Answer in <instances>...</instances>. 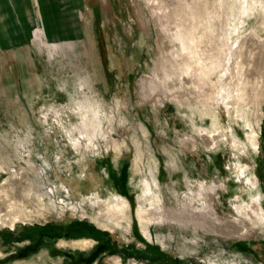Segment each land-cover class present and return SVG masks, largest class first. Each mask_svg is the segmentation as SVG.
<instances>
[{"label": "rangeland", "instance_id": "obj_1", "mask_svg": "<svg viewBox=\"0 0 264 264\" xmlns=\"http://www.w3.org/2000/svg\"><path fill=\"white\" fill-rule=\"evenodd\" d=\"M24 5L0 0V199L21 217L0 264H87L98 239L92 264H264V0ZM113 193L131 210L105 227Z\"/></svg>", "mask_w": 264, "mask_h": 264}, {"label": "bare ground", "instance_id": "obj_2", "mask_svg": "<svg viewBox=\"0 0 264 264\" xmlns=\"http://www.w3.org/2000/svg\"><path fill=\"white\" fill-rule=\"evenodd\" d=\"M13 5H14V8H16V10L20 11V9L18 8H22V7H25L24 5V0H11ZM35 2V1H33ZM32 9V8H31ZM18 11H17V14H18ZM37 11V10H36ZM19 15V14H18ZM253 37V36H252ZM188 42V41H187ZM190 46L187 45V43L184 42V49L188 48ZM190 53L191 55H193L194 57L197 56L196 54V51H194L193 47H190ZM240 55V54H239ZM226 59V58H225ZM225 62V61H224ZM224 65V64H223ZM189 67V66H188ZM241 67V66H240ZM234 68V67H233ZM226 75V74H225ZM190 76L189 75H186V81L189 82L190 81ZM185 79V78H184ZM240 82V81H239ZM243 84V83H241ZM242 87V86H241ZM213 111V110H212ZM240 113V112H239ZM216 114V113H214ZM244 115V114H243ZM262 115V114H261ZM204 116V115H203ZM206 116V115H205ZM214 116V115H213ZM215 117V116H214ZM210 118V117H209ZM218 121V120H217ZM211 123V122H210ZM213 123V122H212ZM260 125V122L258 123ZM258 125V126H259ZM253 134V133H252ZM249 139H250V142L254 145V146H258V139L256 138V136L254 135H250L249 136ZM250 178H248L249 180ZM155 180V179H154ZM139 181V180H138ZM156 181V180H155ZM140 182V181H139ZM250 182V181H249ZM156 183V182H155ZM133 184V182L131 183ZM253 185H255L256 183L252 182ZM248 187V186H247ZM253 187V186H252ZM257 190H258V187L256 186ZM29 190L31 191V188H29ZM142 190L144 191V197L148 195V199L151 200V197H152V185L151 183L149 182V180H147V178H145L143 181H142ZM254 193L253 195L256 196L255 198H259V195L257 193V191H254V189L252 188L251 189ZM28 191V190H27ZM211 191V190H210ZM256 192V193H255ZM29 191L27 193V196H24V198L19 195V194H15L13 195V201L14 200H17L19 202H21L23 204L24 207H26V209H28V201H27V198L29 196ZM150 195V197H149ZM118 194H112L110 197L107 198V201H109L110 205L105 208L106 210V213H108V217L109 218H106L103 214L102 217V221L100 220H97L99 217H96L95 219L97 221H100L101 223H103V225H105V227H112L111 225L112 224H116V225H119V226H123V221L127 220L128 218V213L129 211L131 210L130 209V205H129V202L126 200V201H119V198H118ZM101 197V196H100ZM101 199V198H100ZM254 199V198H253ZM12 201V202H13ZM255 201V200H254ZM253 202V201H252ZM151 205L153 204V201L151 200L149 202ZM14 205V203H12ZM257 205V203H255ZM254 204V205H255ZM147 206V207H143L142 204H139V208H137L136 210V215L139 219V222L141 223L142 227H143V232L145 233H148L146 231V227H145V224L148 223H152L153 221H155V219L157 220L158 218H160L159 216L157 217V213H160L159 212V209H157L156 207H152V206ZM12 205L10 204V202H8L6 199H0V225H7V224H10L12 226L15 225L16 221L21 219V217L19 215H14L10 209ZM258 206V205H257ZM256 206V207H257ZM59 207L56 203L53 204V208H57ZM255 208V207H254ZM103 211V210H102ZM255 211V210H254ZM252 211V212H254ZM258 211V210H257ZM104 212V211H103ZM250 212V211H249ZM256 212V211H255ZM254 212V213H255ZM105 213V212H104ZM262 214V212H261ZM253 215V214H251ZM101 216V215H100ZM254 217V216H253ZM256 218V217H255ZM254 219V218H253ZM209 223V222H208ZM211 224H213L211 222ZM208 229L212 232H220V233H225V234H231L232 232L233 233H238L240 232V230H236L235 231V228L230 226L229 224L226 225V226H215V225H209L208 226ZM241 233V232H240ZM75 244H82L81 246L83 248H87L89 246V242H83V243H75ZM117 261V264H122V260H119V259H116Z\"/></svg>", "mask_w": 264, "mask_h": 264}, {"label": "flooded vegetation", "instance_id": "obj_3", "mask_svg": "<svg viewBox=\"0 0 264 264\" xmlns=\"http://www.w3.org/2000/svg\"><path fill=\"white\" fill-rule=\"evenodd\" d=\"M54 236V235H53ZM56 236V235H55ZM42 237H46V236H42ZM47 238H50L51 239V235L50 236H47ZM102 239H105V237H103ZM100 239H98V246H97V249L93 252H90V254L87 256V254H82L79 258H81L83 260V262L87 263V264H92L93 260L100 254V252H103V251H111V252H114V246H113V243L110 244V242H106L105 240L101 241ZM41 242V241H40ZM39 243H37L38 245ZM37 248L36 244H28L25 249L23 250V254L26 253L28 250H35ZM62 252H64L67 257H74L73 256V253L67 251V250H61ZM107 251V252H108Z\"/></svg>", "mask_w": 264, "mask_h": 264}, {"label": "crops", "instance_id": "obj_4", "mask_svg": "<svg viewBox=\"0 0 264 264\" xmlns=\"http://www.w3.org/2000/svg\"><path fill=\"white\" fill-rule=\"evenodd\" d=\"M95 4H96V2H95Z\"/></svg>", "mask_w": 264, "mask_h": 264}]
</instances>
